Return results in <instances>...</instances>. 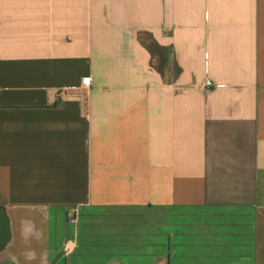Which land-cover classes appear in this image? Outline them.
Segmentation results:
<instances>
[{
    "label": "crops",
    "instance_id": "obj_1",
    "mask_svg": "<svg viewBox=\"0 0 264 264\" xmlns=\"http://www.w3.org/2000/svg\"><path fill=\"white\" fill-rule=\"evenodd\" d=\"M0 264H264V0H0Z\"/></svg>",
    "mask_w": 264,
    "mask_h": 264
},
{
    "label": "built area",
    "instance_id": "obj_2",
    "mask_svg": "<svg viewBox=\"0 0 264 264\" xmlns=\"http://www.w3.org/2000/svg\"><path fill=\"white\" fill-rule=\"evenodd\" d=\"M90 85H91L90 78H84L80 82V87H82V88H89ZM206 87H208V88L215 87V84L212 81L208 80L206 82ZM68 219H69L70 222H75L76 221L75 211L74 210L69 211V213H68Z\"/></svg>",
    "mask_w": 264,
    "mask_h": 264
}]
</instances>
